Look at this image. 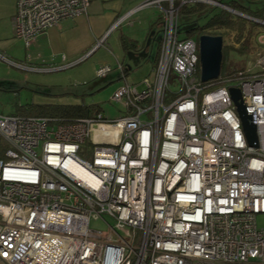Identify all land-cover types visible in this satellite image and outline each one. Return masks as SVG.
Returning <instances> with one entry per match:
<instances>
[{
	"label": "built area",
	"instance_id": "2783aa9c",
	"mask_svg": "<svg viewBox=\"0 0 264 264\" xmlns=\"http://www.w3.org/2000/svg\"><path fill=\"white\" fill-rule=\"evenodd\" d=\"M91 0H17L12 31L26 48ZM157 4L163 33L153 73L123 82L111 98L125 110L72 121L0 113V259L5 264H264V28L254 64L208 81L197 44L178 36L179 7ZM161 3H164L163 5ZM255 19V18H253ZM264 24V21H261ZM178 88L165 100L168 78ZM240 91L250 143L229 88ZM101 219L109 233L90 227Z\"/></svg>",
	"mask_w": 264,
	"mask_h": 264
},
{
	"label": "rangeland",
	"instance_id": "374dc122",
	"mask_svg": "<svg viewBox=\"0 0 264 264\" xmlns=\"http://www.w3.org/2000/svg\"><path fill=\"white\" fill-rule=\"evenodd\" d=\"M118 1L123 2V0L102 1L99 13H94L93 17L99 19L111 13L113 3ZM239 1L243 4L254 5L260 0ZM204 4L205 7L202 11L189 18L179 14L177 28L180 38L187 35L186 29L188 27L202 24L209 14L219 7L214 3ZM161 16L162 11L160 12L151 6L135 10L127 18L105 31L106 33L92 53L68 66H56L60 62L59 56H50L52 60L50 58H38L31 46L24 47L23 43L13 36L7 24L0 23V113L14 114L20 106L29 103H93L99 106L103 115L110 118L119 117L125 108L120 103L115 102L111 95L123 82V79L114 78L112 81H101L93 85L97 80L96 68L100 64L113 63L115 55L130 66L126 74V78L130 82L139 80L143 76L152 75L154 69L152 60L157 52L158 40L163 33ZM258 29H254L248 46L249 49L243 54L230 46L234 43L230 38L226 36L222 39V46L225 47V63L220 69L222 74L240 68L247 69L254 64L258 47L255 36ZM198 36V33L190 35L196 44ZM124 39L133 40L137 43L136 49H132L137 54L136 58L133 57V51L123 50L122 40ZM234 45L238 47V43H234ZM7 46L8 49L5 48ZM55 58L58 59L55 60ZM135 59L138 61L135 62ZM42 60L46 61L42 62ZM177 88L178 77L171 72L165 95L166 101ZM256 218L258 225L264 226V213L257 214ZM90 227L100 230L102 235L109 233V227L101 219L92 218Z\"/></svg>",
	"mask_w": 264,
	"mask_h": 264
},
{
	"label": "crops",
	"instance_id": "0c3cea01",
	"mask_svg": "<svg viewBox=\"0 0 264 264\" xmlns=\"http://www.w3.org/2000/svg\"><path fill=\"white\" fill-rule=\"evenodd\" d=\"M16 1L17 0H0V23H6L12 34V18L15 13ZM102 1L105 0H91L86 14L73 18L62 19L56 25L39 32L32 39L31 44L29 45L32 47L37 57H42V59L50 58V60H52L50 56L54 55L55 57L59 56L60 61L58 63L59 65L56 66H68L73 64L74 62L80 60L82 57L93 52L94 48L101 41L104 33H106L105 31H108L110 29L113 21H115L118 17H121L130 9L145 0H127L126 2L125 0H123L122 3H120V1L114 2L112 5L111 13L99 19L94 18L93 14L99 13ZM161 4L163 5L164 3ZM147 6L156 8L161 12V8L157 4H151ZM17 39H19L23 43L20 38ZM158 41H160V39ZM136 47L137 43L135 46L126 51L132 52V49H136ZM5 48L8 49V46ZM132 54L133 57L136 58L137 54L134 51L132 52ZM56 59L58 58H55V60ZM28 60L31 61L30 59ZM44 61L46 60H42V62ZM116 61H120L124 65L126 72L129 70L130 66L121 61V59L115 55L113 63L107 62L104 64L114 65ZM136 61H138V59H135V62ZM111 75L113 76L107 79L105 82L112 81V79L114 78L118 79V75L115 72H112L110 76ZM139 80H135L132 82H137Z\"/></svg>",
	"mask_w": 264,
	"mask_h": 264
},
{
	"label": "trees",
	"instance_id": "16d2710c",
	"mask_svg": "<svg viewBox=\"0 0 264 264\" xmlns=\"http://www.w3.org/2000/svg\"><path fill=\"white\" fill-rule=\"evenodd\" d=\"M220 2L255 19L251 20L248 17L234 14L233 12L225 8L218 7L217 10L209 14L208 18L202 24H195L188 27L186 29V33L188 36L196 33H198L199 35L202 33L210 35H220L222 39L227 36L234 43H238V47H236L234 43L230 46H232L237 52L243 54L244 51L249 49L248 46L251 42V36L254 29L259 28V31L260 29L264 28V24L261 22L264 21V0H260L254 5L243 4L239 0H226ZM204 7V3H186L179 7V14H182L184 17L186 16L187 18H189L195 13L202 11ZM159 42L160 41H158L156 55L152 60L153 63L156 62L158 57ZM135 45L136 42L133 40H122V47L125 50H128ZM224 49L225 47L222 46L221 68L225 63ZM230 73L222 74V72H219V75L226 76ZM100 110L101 109L99 108V106L93 103H29L25 104V106H20V108H18V110L16 111V114L44 115L55 117L62 121H72L83 116H92L94 113L99 112Z\"/></svg>",
	"mask_w": 264,
	"mask_h": 264
},
{
	"label": "water",
	"instance_id": "95a60500",
	"mask_svg": "<svg viewBox=\"0 0 264 264\" xmlns=\"http://www.w3.org/2000/svg\"><path fill=\"white\" fill-rule=\"evenodd\" d=\"M219 4H223L216 1ZM229 11L253 19L246 14H243L233 8H228ZM198 61H199V77L201 81H208L218 76L221 68V57H222V37L220 35H210L202 33L198 36ZM62 68V67H61ZM113 75H107L106 77L97 78L93 83L98 84L99 82H105ZM231 98L233 99L239 118L245 134L250 143H254L255 138V126L249 121L250 115L246 113L244 105L241 100L240 91L236 87L229 88ZM255 144V143H254ZM0 264H5L0 259Z\"/></svg>",
	"mask_w": 264,
	"mask_h": 264
},
{
	"label": "clouds",
	"instance_id": "9594fccd",
	"mask_svg": "<svg viewBox=\"0 0 264 264\" xmlns=\"http://www.w3.org/2000/svg\"><path fill=\"white\" fill-rule=\"evenodd\" d=\"M215 1V0H214ZM222 3V2H221ZM224 4V3H223ZM229 7V6H228ZM56 68V67H55Z\"/></svg>",
	"mask_w": 264,
	"mask_h": 264
}]
</instances>
